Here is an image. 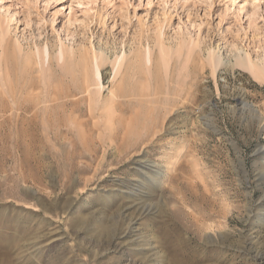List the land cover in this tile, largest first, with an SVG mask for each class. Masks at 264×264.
I'll return each instance as SVG.
<instances>
[{
  "label": "rangeland",
  "instance_id": "rangeland-1",
  "mask_svg": "<svg viewBox=\"0 0 264 264\" xmlns=\"http://www.w3.org/2000/svg\"><path fill=\"white\" fill-rule=\"evenodd\" d=\"M249 63L264 0H0V264H264Z\"/></svg>",
  "mask_w": 264,
  "mask_h": 264
},
{
  "label": "bare ground",
  "instance_id": "bare-ground-1",
  "mask_svg": "<svg viewBox=\"0 0 264 264\" xmlns=\"http://www.w3.org/2000/svg\"><path fill=\"white\" fill-rule=\"evenodd\" d=\"M236 63L237 64H241V63H244V60L243 59H241V58H238L237 57V59H236ZM244 65V64H243ZM247 67L252 71V73L256 76V77H258V76H260V75H262L263 77H264V68H262V67H259V66H256V65H253V64H248L247 65ZM114 99V98H113ZM140 166H142V165H140ZM144 167H145V165H143ZM142 169H144V168H142ZM140 208H142V207H140Z\"/></svg>",
  "mask_w": 264,
  "mask_h": 264
}]
</instances>
